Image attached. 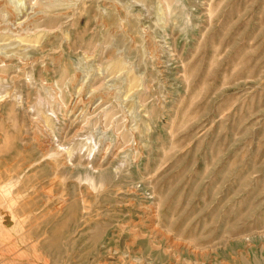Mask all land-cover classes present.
Listing matches in <instances>:
<instances>
[{
	"label": "rangeland",
	"instance_id": "374dc122",
	"mask_svg": "<svg viewBox=\"0 0 264 264\" xmlns=\"http://www.w3.org/2000/svg\"><path fill=\"white\" fill-rule=\"evenodd\" d=\"M0 264H264V0H0Z\"/></svg>",
	"mask_w": 264,
	"mask_h": 264
}]
</instances>
